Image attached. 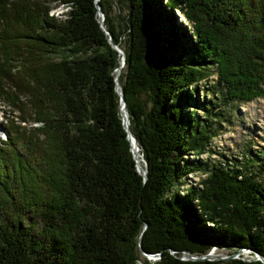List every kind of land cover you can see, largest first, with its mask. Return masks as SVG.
<instances>
[{"label":"trees","instance_id":"trees-1","mask_svg":"<svg viewBox=\"0 0 264 264\" xmlns=\"http://www.w3.org/2000/svg\"><path fill=\"white\" fill-rule=\"evenodd\" d=\"M96 4L103 30L94 0H0V264H261L180 257L264 258V158L185 157L214 153L215 131L197 115L218 98L198 86L212 67L221 101L264 98V0ZM106 38L123 51L117 82L145 179L114 92L121 55ZM201 89L213 96L198 101ZM186 173L203 177L181 190Z\"/></svg>","mask_w":264,"mask_h":264},{"label":"rangeland","instance_id":"rangeland-1","mask_svg":"<svg viewBox=\"0 0 264 264\" xmlns=\"http://www.w3.org/2000/svg\"><path fill=\"white\" fill-rule=\"evenodd\" d=\"M116 9V7H115ZM63 7L61 5L50 2L48 15L57 19L61 17V12ZM173 22L175 25L181 29L188 30L190 24L184 20L179 11L172 12ZM92 49L84 51V54H93ZM215 68L212 67L208 72V78L200 81L199 87L208 86L214 94L218 95V98H211L213 94L208 91L206 97L204 98V91L201 89L197 93L198 101L203 97L204 100H209L211 98L210 113L205 115L204 113L197 114L201 118H205L210 129L215 131L214 137L209 141V150H213L214 153H204L198 157H193L190 154H186L191 161H208L209 163H221L223 159L231 157L237 165L243 161L240 157L247 156L248 160L254 155L262 156L264 158V98L258 97L249 102H233V101H221L220 95L223 97L222 89L217 87L213 89L212 86L215 84L216 76L214 74ZM262 90L264 87L261 86ZM203 95V96H202ZM6 107L0 99V119L1 114H6ZM16 114V113H15ZM2 131L0 127V139L3 138ZM197 159V160H194ZM141 163V162H140ZM139 163V165H140ZM257 167V162H254L249 168L248 172H255ZM203 175L184 174L183 183L180 184L179 188L183 190L186 186L198 183V180L202 178ZM257 180L261 181L264 186V174H257ZM236 253V252H235ZM235 253L231 255H235ZM248 252L246 254H239L237 256L242 257V259H252L253 255ZM213 254L217 257L229 256L230 253L227 250H213ZM235 256V258L237 257Z\"/></svg>","mask_w":264,"mask_h":264},{"label":"water","instance_id":"water-1","mask_svg":"<svg viewBox=\"0 0 264 264\" xmlns=\"http://www.w3.org/2000/svg\"><path fill=\"white\" fill-rule=\"evenodd\" d=\"M97 1L98 0H94V4H95V10H96V15L99 17V20H98V25L99 27L101 28V30H103V28L101 27V23H102V14L100 13V11L98 10L99 8L97 7ZM106 43L107 45L112 49L114 50L117 55L120 53L121 54V58H122V64L124 66V61H123V51L116 45H113L110 40L108 38H106ZM113 84H114V92L115 94L117 95L118 97V102H119V109H118V112H119V116L121 118V127L122 129L124 130V132L126 133V139L128 140V142L130 143V148H131V155H132V159L134 160L135 164H136V167H135V171L137 173H139L143 179H145V164H144V161L141 159V156H139V159L140 161L142 162L143 164V167L142 168H139L138 164H137V159H136V156L133 154V146H135V143H134V140L132 139V136L131 134L129 133L128 129H127V124L128 123V119H127V116H126V113H125V104H124V100L122 99L121 97V92H120V87H119V84H118V79L117 77L113 78ZM124 111L125 115H123L121 112ZM124 116V117H123ZM135 149L137 150V147H135ZM145 228V226L142 227V230ZM140 238V237H139ZM139 238L137 239L138 241V245H139ZM139 250H140V253L142 255V257H144L149 263H152L154 262L155 260H158V256L156 255H152V254H144V252L142 251V248L140 247L139 245ZM247 252H251L253 254V259L256 260V261H259L261 264H264V258L263 256H261L260 254L256 253V251H252V250H249V249H239L236 251L235 255H229V256H225V257H217L213 254V249H211L207 254L205 255H202V256H199V255H186L185 253L181 254V259L185 260V261H202V260H213V261H218V260H229V259H233L235 258V256L239 255V254H246ZM142 264V263H140Z\"/></svg>","mask_w":264,"mask_h":264},{"label":"bare ground","instance_id":"bare-ground-1","mask_svg":"<svg viewBox=\"0 0 264 264\" xmlns=\"http://www.w3.org/2000/svg\"><path fill=\"white\" fill-rule=\"evenodd\" d=\"M120 48V47H119ZM121 49V48H120ZM118 55H121L120 53L118 54ZM121 67H123V64H122V58L120 59V61H119V67H117V69H116V71H115V77H117L118 78V75H119V73L121 72ZM119 79V78H118ZM123 115H125V113H124V111H122L121 112ZM124 117V116H123ZM136 145V144H135ZM135 147L136 146H133V154L136 156V159H137V164H138V166H139V168H142L140 165H139V163H140V159H139V156H138V150H136L135 149ZM248 253V252H247ZM245 254V253H244Z\"/></svg>","mask_w":264,"mask_h":264}]
</instances>
